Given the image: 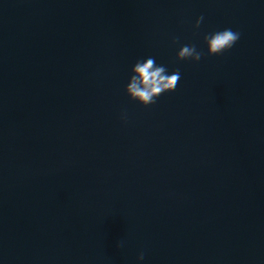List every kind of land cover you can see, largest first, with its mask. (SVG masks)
<instances>
[{"label": "water", "instance_id": "obj_1", "mask_svg": "<svg viewBox=\"0 0 264 264\" xmlns=\"http://www.w3.org/2000/svg\"><path fill=\"white\" fill-rule=\"evenodd\" d=\"M0 264H264V0H0Z\"/></svg>", "mask_w": 264, "mask_h": 264}, {"label": "clouds", "instance_id": "obj_2", "mask_svg": "<svg viewBox=\"0 0 264 264\" xmlns=\"http://www.w3.org/2000/svg\"><path fill=\"white\" fill-rule=\"evenodd\" d=\"M203 20V16L198 17L194 27L199 28ZM239 39L240 33L230 28L206 34L204 42L207 46V54L210 56L220 55L231 49ZM178 42V37L173 39L174 44ZM203 55L204 52L198 51L194 44H185L177 52V59L198 62ZM131 71L132 75L126 85L125 92L131 100L145 107L155 104L164 93L174 91L181 79L178 69L169 74L165 66L156 63L154 57L137 60ZM122 119H126V114L122 115ZM117 246L122 247V244ZM137 259L142 261L144 253L140 252Z\"/></svg>", "mask_w": 264, "mask_h": 264}]
</instances>
